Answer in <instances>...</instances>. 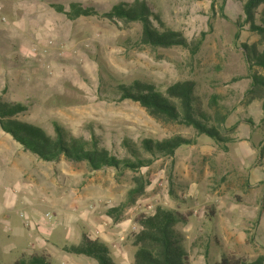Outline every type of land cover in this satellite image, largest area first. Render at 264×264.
<instances>
[{"label": "rangeland", "instance_id": "rangeland-1", "mask_svg": "<svg viewBox=\"0 0 264 264\" xmlns=\"http://www.w3.org/2000/svg\"><path fill=\"white\" fill-rule=\"evenodd\" d=\"M5 1L13 14L2 15L6 22L0 16V96L27 107L16 119L52 136L55 124L74 137L89 141L95 136L101 148L119 159L132 157L126 140L145 158L151 157L141 145L146 138L194 141L139 172L95 171L86 162L63 157L41 160L0 126L1 154L19 163L36 190L66 210L79 207L67 244L79 245L85 235L107 245L115 263L135 264L134 236L142 229L136 218L163 206L190 215L177 229L185 235L191 264H216L223 255L246 261L264 256V112L252 88L253 74L264 75V69L251 68L244 51L246 44L263 50L264 40L249 31L246 0H0ZM136 1L147 3L159 31L174 30L192 44L205 33L198 50L140 44L142 23L103 15L114 5ZM73 2L98 14L70 20L54 7L69 10ZM263 19L264 4L256 22ZM34 45L49 50L44 64L29 55ZM187 80L195 85L198 114L211 123L218 114L227 116L221 132L228 142L153 116L134 100L122 99L119 90L139 81L165 92ZM139 174L148 180L146 191L124 207ZM112 208L118 209V220L108 214ZM10 215L5 227L22 225L17 214ZM61 245L43 252L50 264H99ZM16 257L0 251V264H13Z\"/></svg>", "mask_w": 264, "mask_h": 264}, {"label": "trees", "instance_id": "trees-1", "mask_svg": "<svg viewBox=\"0 0 264 264\" xmlns=\"http://www.w3.org/2000/svg\"><path fill=\"white\" fill-rule=\"evenodd\" d=\"M263 4L264 0H246L243 12L245 22L249 25V31L257 33L264 40V19L261 24L256 22L257 9ZM54 7L70 20L98 14L94 8L84 7L79 2L71 3L69 10H65L62 5ZM103 15L110 20L118 18V20L127 22L142 23L143 33L140 44L155 48L180 46L188 48L194 53L202 44V39L205 36L203 33L202 38L197 43L192 44L181 33L174 30L159 31L152 21L154 14L145 2L117 4ZM156 20L159 22V19ZM238 36L239 32H237ZM244 51L252 63L251 68L257 66L264 69V49L260 50L256 46L251 48L246 44ZM252 78L253 92L256 97L262 98L264 112V75L254 73ZM194 88V83L187 80L170 85L165 92H160L152 84L133 81L128 86H120L119 90L122 92V99L134 100L145 107L153 116L194 127L200 134H206L216 142H228L229 139H226L221 132L222 124L227 120V116L218 114L216 121L211 123L208 116L198 114L197 106H195ZM26 110L27 107L22 103L4 102L0 96V126L20 143L24 150L36 154L41 160L47 162L60 161L63 157L77 163L86 162L95 171L105 167H114L116 170L130 169L133 172H139L141 168L152 165L157 158H173L180 147L194 144L193 140L181 136L163 140L146 138L141 145L151 157L145 158L140 155L139 148L134 147L126 140L124 145L130 149L132 157L119 159L107 149L101 148L95 136L89 141L74 137L59 124H55L56 133L52 136L40 126L25 123L15 118L16 115ZM134 183L135 186L128 192V199L124 207L128 204H134L137 198L146 191L149 184L148 180L141 174L134 177ZM117 212L118 209L108 210V214L112 217ZM189 217V214L163 206H159L151 216L139 215L136 222L142 229L134 236V243L137 246L135 264H191L184 245L185 235L177 229L179 223H188ZM63 250L79 256L92 257L99 264H117L112 259L107 245L94 241L85 235L79 245H65ZM13 264H50V262L45 253H33L29 256H23ZM216 264H264V256L259 255L253 261H246L242 258L223 255L221 261Z\"/></svg>", "mask_w": 264, "mask_h": 264}, {"label": "crops", "instance_id": "crops-1", "mask_svg": "<svg viewBox=\"0 0 264 264\" xmlns=\"http://www.w3.org/2000/svg\"><path fill=\"white\" fill-rule=\"evenodd\" d=\"M5 2H0V16L13 14ZM18 164L11 155L4 153L3 156L0 150V251L17 254L15 261L33 253L51 252L57 243L62 247L70 245L66 242L79 216V207L66 210L49 194L37 191L36 184L20 171ZM11 213L18 215L22 225L4 226L10 221ZM46 213L52 215L51 220L45 218Z\"/></svg>", "mask_w": 264, "mask_h": 264}, {"label": "built area", "instance_id": "built-area-1", "mask_svg": "<svg viewBox=\"0 0 264 264\" xmlns=\"http://www.w3.org/2000/svg\"><path fill=\"white\" fill-rule=\"evenodd\" d=\"M1 19H2L1 20L2 22H6L7 21V17L6 16H2ZM48 54H49V50L47 48H43V47H41L39 45L32 46L31 49H30V53H29L30 56L36 58L37 62L43 63V64L45 63V59L47 58ZM149 208L152 209V207H150V206H149ZM45 218L48 219V220H51L52 219V215L50 213H46L45 214Z\"/></svg>", "mask_w": 264, "mask_h": 264}]
</instances>
